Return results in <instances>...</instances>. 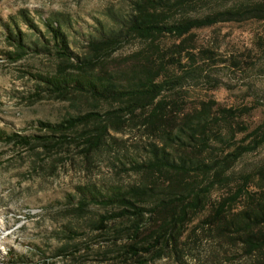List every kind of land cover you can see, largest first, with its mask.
I'll use <instances>...</instances> for the list:
<instances>
[{
	"label": "trees",
	"instance_id": "obj_1",
	"mask_svg": "<svg viewBox=\"0 0 264 264\" xmlns=\"http://www.w3.org/2000/svg\"><path fill=\"white\" fill-rule=\"evenodd\" d=\"M203 10L208 12L197 14ZM20 15L34 30H40L27 10ZM61 17L55 14L45 21L49 40L44 47L55 56L56 65L47 73L31 71L39 81L38 94L44 91L75 102L87 98L96 103L113 102L117 107L104 113L93 110L70 115L57 123L41 120L38 124L43 132L33 135L0 128V141L35 150L70 142L82 132L77 138L84 139L82 153L90 161L103 146L112 144L109 138L114 132H121L127 121L137 117L154 139L145 158H131L130 169L140 179L127 186L79 185L78 212L91 204L105 209L94 220L95 228L115 224L114 241L122 239L123 260L146 264L154 249L153 256L169 247L177 249L191 215L210 207L208 223L218 225L224 236L232 230L246 253L258 256L254 264H264V190L255 195L249 189L248 173L237 189L232 188V194L214 204L210 200L217 188L231 187L237 162L264 144V119L251 129L243 118L251 114L253 106L234 108L209 99L195 110H184L182 100L165 96L166 91L182 86L185 76L199 71L198 54L185 47L193 30L221 22L264 21V0H239L230 6L222 0H133L128 15H114L115 25L97 29L99 35L89 40L85 53L71 49ZM12 20V25L7 24V38L13 49L7 55L18 61L32 47L16 18ZM164 36L183 40L168 46ZM131 37L145 40V45L110 67L107 57ZM205 53L213 55L211 49ZM186 56L190 69L182 61ZM175 67H182V72L173 71ZM221 125L226 126L224 132ZM241 197L246 204L235 211ZM125 221L129 222L126 228Z\"/></svg>",
	"mask_w": 264,
	"mask_h": 264
},
{
	"label": "rangeland",
	"instance_id": "obj_2",
	"mask_svg": "<svg viewBox=\"0 0 264 264\" xmlns=\"http://www.w3.org/2000/svg\"><path fill=\"white\" fill-rule=\"evenodd\" d=\"M222 1L226 6L239 2ZM132 5L133 0H0V128L33 135L43 132L38 124L41 120L57 123L70 115L116 108L113 102L59 100L44 91L40 95L36 86L39 81L31 71L47 73L56 65L55 56L44 47L49 40L46 19L62 14L71 49L85 53L89 40L99 35L97 29L115 25L114 15H128ZM22 10L28 11L39 31L22 19ZM204 12L208 10L197 14ZM12 18H16L32 47L18 61L7 55L13 49L7 38V24L12 25ZM162 39L168 46L183 40L168 36ZM144 45L145 40L131 37L107 57L109 66L115 67L118 58ZM185 47L198 54L199 71L185 76L182 86L166 91V97L182 100L184 110H195L209 99L234 108L253 106L243 121L251 129L263 122L264 21L221 22L195 29L187 36ZM205 49H211L213 55L208 56ZM182 61L187 69L191 68L187 56ZM181 68L172 70L182 72ZM136 119L127 121L121 132H114L109 138L112 144L103 146L90 161L82 153L84 139L77 138L82 132L70 142L38 146L35 150L0 141V264L135 263L134 259L126 262L120 256L123 242L121 238L114 241L115 224L103 230L95 228L94 220L106 210L91 204L78 212L76 197L77 187L86 183L127 186L140 179L130 169L131 158H145L154 139ZM220 129L224 132L226 126ZM248 173L249 189L258 195L264 190V144L237 162L231 187L214 190L211 203L232 194ZM245 204L246 198L241 197L234 210L239 211ZM209 209L191 215L177 249L169 247L160 256H153L157 253L154 249L146 264L256 263L258 256L247 254L232 230L224 236L219 234L222 230L218 225L208 223ZM128 225V221L123 224L125 228Z\"/></svg>",
	"mask_w": 264,
	"mask_h": 264
}]
</instances>
